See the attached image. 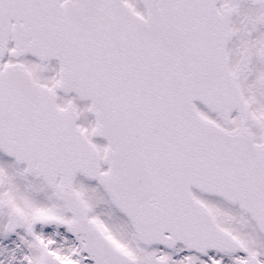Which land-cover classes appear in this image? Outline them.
I'll use <instances>...</instances> for the list:
<instances>
[{
    "label": "snow or ice",
    "instance_id": "snow-or-ice-1",
    "mask_svg": "<svg viewBox=\"0 0 264 264\" xmlns=\"http://www.w3.org/2000/svg\"><path fill=\"white\" fill-rule=\"evenodd\" d=\"M0 264H264V0H0Z\"/></svg>",
    "mask_w": 264,
    "mask_h": 264
}]
</instances>
